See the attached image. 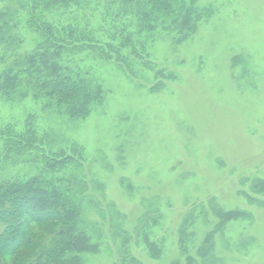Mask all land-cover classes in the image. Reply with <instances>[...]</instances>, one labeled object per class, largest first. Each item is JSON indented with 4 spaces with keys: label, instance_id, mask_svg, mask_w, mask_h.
I'll return each instance as SVG.
<instances>
[{
    "label": "rangeland",
    "instance_id": "374dc122",
    "mask_svg": "<svg viewBox=\"0 0 264 264\" xmlns=\"http://www.w3.org/2000/svg\"><path fill=\"white\" fill-rule=\"evenodd\" d=\"M23 1L0 0V12L24 19ZM195 1L199 20L185 37L174 25L132 26L120 58L64 55L103 86L86 118L0 93V136L30 123L41 147L6 160L0 138V182L43 175L73 189L96 246L80 264H264V0ZM106 4L48 16L110 41ZM19 25V51H30L40 37ZM49 147L75 160L46 168Z\"/></svg>",
    "mask_w": 264,
    "mask_h": 264
},
{
    "label": "trees",
    "instance_id": "16d2710c",
    "mask_svg": "<svg viewBox=\"0 0 264 264\" xmlns=\"http://www.w3.org/2000/svg\"><path fill=\"white\" fill-rule=\"evenodd\" d=\"M88 2L24 0V19L18 8L0 12V46L5 48L0 63L4 56L11 58L0 73V93L12 100L31 95L42 102L44 109L73 119L86 118L92 106L102 102L103 86L96 78L64 66L65 54L90 48L106 60L114 54L120 58L132 43L131 33L126 31L132 26L152 31L157 26L174 25L185 37L186 32L195 30L199 20L195 0H107L104 22H110V41H101L97 34L79 28L73 17L61 28L50 21L48 14L54 7L78 8ZM19 20L40 37L27 52L19 51ZM35 135L30 123L23 131L4 132L0 138L6 144V160L10 155L21 157L29 150L41 149ZM44 153V164L53 171L75 160L51 147L47 155ZM71 192L73 189L62 180L43 175L0 182V264H80L83 253L95 250L90 234L83 229L81 205Z\"/></svg>",
    "mask_w": 264,
    "mask_h": 264
}]
</instances>
